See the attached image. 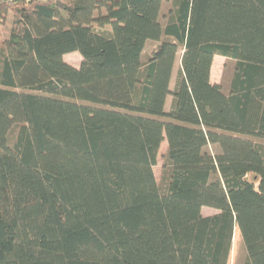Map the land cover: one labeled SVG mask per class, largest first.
Returning a JSON list of instances; mask_svg holds the SVG:
<instances>
[{"label": "trees", "instance_id": "obj_1", "mask_svg": "<svg viewBox=\"0 0 264 264\" xmlns=\"http://www.w3.org/2000/svg\"><path fill=\"white\" fill-rule=\"evenodd\" d=\"M166 1L0 0V264H264V0Z\"/></svg>", "mask_w": 264, "mask_h": 264}, {"label": "rangeland", "instance_id": "obj_2", "mask_svg": "<svg viewBox=\"0 0 264 264\" xmlns=\"http://www.w3.org/2000/svg\"><path fill=\"white\" fill-rule=\"evenodd\" d=\"M170 3L171 0H168L166 2L163 3L162 6V10H161V16L162 15H166L169 7H170ZM162 23H164V20L161 18L160 19ZM9 25H10V19H6L2 24H0V39H3L4 37L7 36V33L9 31ZM157 43L155 42H148L144 48L143 54L141 56L142 58V62L145 63L148 58L149 55L151 54V52L156 48ZM181 57H182V51H179L176 59H175V63H174V67H173V71H172V76H171V81H170V89L172 90L176 81V77H177V73L178 70L180 69V61H181ZM65 60L67 61L68 64L70 65H76L79 67L80 62H81V58L80 55L78 53L76 54H68L65 56ZM77 67V68H78ZM234 68V62L233 61H228L225 59L219 60L216 59L214 61L213 67H212V80L215 82H219L222 83L223 85V90L226 91L227 89V84L228 81L231 77V73L233 71ZM171 97L168 98V101H170ZM169 103V102H168ZM167 103V104H168ZM166 109H168V106L166 105ZM15 130L13 129L12 132L10 133V139H12V136L14 135ZM166 150H167V143L166 141H163L158 154H157V162H156V166L153 168V173H154V177L157 183H160L162 180V166H163V162H164V156L166 154ZM218 211L214 210V209H210V208H203L202 209V215L203 216H212L214 214H217ZM236 229V238H234L232 240V245H231V250H230V255H229V264H245L246 259H247V253L245 250V247L243 245V242L240 238V234L237 228Z\"/></svg>", "mask_w": 264, "mask_h": 264}, {"label": "crops", "instance_id": "obj_3", "mask_svg": "<svg viewBox=\"0 0 264 264\" xmlns=\"http://www.w3.org/2000/svg\"><path fill=\"white\" fill-rule=\"evenodd\" d=\"M73 54H76V53H73ZM66 56V55H65ZM65 56L63 57L64 58V60H65ZM81 58V57H80ZM216 59H219V60H222V59H224V58H221V57H218V56H216V57H214L213 58V63H212V67H213V64H214V61L216 60ZM66 61V60H65ZM67 62V61H66ZM81 63V62H80ZM73 67H75V68H77L78 66H76V65H72ZM212 67H211V72H210V81H211V83L212 84H219V82H215V81H213L212 80ZM168 98L169 97H167V100H166V105L168 106V108H169V105H170V101H171V99H170V101H168ZM169 102V103H168ZM168 103V104H167Z\"/></svg>", "mask_w": 264, "mask_h": 264}]
</instances>
